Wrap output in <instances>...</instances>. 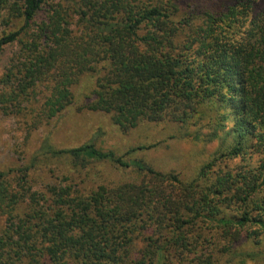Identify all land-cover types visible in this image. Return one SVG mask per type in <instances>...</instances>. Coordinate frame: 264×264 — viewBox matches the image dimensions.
Listing matches in <instances>:
<instances>
[{"label": "trees", "instance_id": "trees-1", "mask_svg": "<svg viewBox=\"0 0 264 264\" xmlns=\"http://www.w3.org/2000/svg\"><path fill=\"white\" fill-rule=\"evenodd\" d=\"M183 1L0 0L14 23L0 54L20 43L2 77L5 112L48 121L89 76L83 108L110 114L122 131L206 121L196 139L220 143L185 178L132 160V150L45 140V156L70 166L46 178L35 164L0 170V264L264 263V7L193 0L187 13ZM96 161L130 177L95 180Z\"/></svg>", "mask_w": 264, "mask_h": 264}, {"label": "rangeland", "instance_id": "rangeland-1", "mask_svg": "<svg viewBox=\"0 0 264 264\" xmlns=\"http://www.w3.org/2000/svg\"><path fill=\"white\" fill-rule=\"evenodd\" d=\"M189 1L188 4V1L184 0L181 5L182 10L187 13H191L190 9H192L193 0ZM261 7H264V0H259L258 8ZM13 24L8 25L0 16V37L13 28ZM19 48L20 43L14 42L6 45L0 54V92L3 88L2 77L12 58L17 56ZM92 85L91 77L83 78L73 88L75 93L73 104L62 114L48 121L35 122L27 109L23 112L13 109L5 112L0 107V170L35 164L38 172H42L45 177L46 169L61 167L66 170L71 161L69 157L45 156L41 148L45 140L55 148L76 147L93 141L104 151L111 150L124 154L132 150L128 156L132 160L139 158L161 169H176L183 177L191 178L198 167L212 157L219 148L218 139L205 143L195 137L196 134L209 133L210 129L206 121L188 126L186 130L191 136L184 134L186 130L177 125L152 122H142L137 127L124 132L113 122L110 114L83 108L84 96L90 92ZM150 145L152 146L146 148ZM37 157L39 160L35 161ZM89 172L95 180L118 181L130 177V171L117 169L107 161L92 163ZM48 176H55V173H48ZM245 264L264 263L263 260L257 262L255 258L248 259Z\"/></svg>", "mask_w": 264, "mask_h": 264}]
</instances>
